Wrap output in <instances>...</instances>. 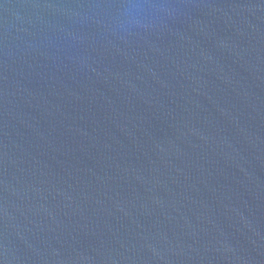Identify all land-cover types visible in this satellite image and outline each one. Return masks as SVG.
<instances>
[{
	"label": "water",
	"instance_id": "95a60500",
	"mask_svg": "<svg viewBox=\"0 0 264 264\" xmlns=\"http://www.w3.org/2000/svg\"><path fill=\"white\" fill-rule=\"evenodd\" d=\"M0 264H264V0H0Z\"/></svg>",
	"mask_w": 264,
	"mask_h": 264
}]
</instances>
